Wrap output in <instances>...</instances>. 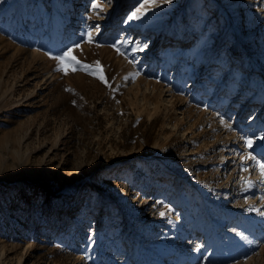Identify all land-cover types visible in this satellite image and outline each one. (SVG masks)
I'll return each instance as SVG.
<instances>
[{"label":"rangeland","instance_id":"1","mask_svg":"<svg viewBox=\"0 0 264 264\" xmlns=\"http://www.w3.org/2000/svg\"><path fill=\"white\" fill-rule=\"evenodd\" d=\"M142 3L0 0V264H264V179L236 209L225 196L242 139L264 137V0H159L130 20ZM43 12L69 40L88 15L73 55L107 84L58 70L50 50L69 46H44ZM196 26L207 66L196 42L188 61L169 45Z\"/></svg>","mask_w":264,"mask_h":264},{"label":"bare ground","instance_id":"2","mask_svg":"<svg viewBox=\"0 0 264 264\" xmlns=\"http://www.w3.org/2000/svg\"><path fill=\"white\" fill-rule=\"evenodd\" d=\"M88 0H80V6H78L76 9H78V11L79 10H82L83 8H87L88 7ZM39 5L41 4V2H39L38 3ZM73 4V0H67V5H72ZM66 7V6H65ZM94 7V6H93ZM45 15H46V19H45V22H47V25H48V29L50 28V30H53L52 32H49V33H45V34H41V32H40V36L41 37H43V35H44V41L45 42H43V44H44V46H45V43L47 42V40H49V36H50V38L51 37H53L54 36V34L56 33V35L57 36H59V37H61V41H59L58 43H59V45L61 46V47H68L69 46V48H72L73 49V47L74 48H77L76 46L77 45H80V47L79 48H77V49H84V48H86V49H88L89 47H90V43L88 42V34L90 33H92V32H90L91 30H90V27H89V19H88V15H85L84 13H79V14H77L76 15V17H78L77 19H76V22H81L80 24H81V26H80V28H79V30H77V35L76 36H74L72 39H68L67 38V35L65 34V29H64V21H61L60 20V18L59 17H62L60 14V16L59 15H57L56 16V21H58L57 23H55V25L53 24V21L51 20V17L49 16L50 14L47 12H43ZM83 14V15H82ZM71 17V15L70 16H67L66 18H67V20H69V19H71L70 18ZM91 23V22H90ZM47 25L45 26V27H47ZM199 27H194V28H192L189 32H187V33H184V34H182V35H176L175 33H171L170 34V42H169V45L170 44H173V45H175L178 41H180V42H178V45L180 46L179 48H176V47H174V48H172V51L174 52V55L176 56V57H179V59L181 60V59H184V60H186V61H188L187 60V58H192L193 57V54H192V52L191 51H189V50H187L188 49V47L191 45V44H193V43H195L196 42V45H197V47H198V54H196V56H194V62H196V63H201V61H202V59L205 57V66H207L208 65V63L209 62H211L210 60H213L214 61V59H213V54H212V52L213 51H210V50H208L207 49V47L209 46V42H208V40L209 39H207V38H203L202 36V32H200L199 31V29H198ZM54 31H55V33H54ZM92 35V34H91ZM169 35V34H168ZM201 35V36H200ZM125 38V34L123 33L122 34V38ZM128 37V36H127ZM56 38V37H55ZM122 38L120 39V40H118V42H117V40H116V43H117V45L116 46H119L118 44H120V43H122V42H127V41H125V40H122ZM126 39V38H125ZM200 39V40H199ZM201 39H204L202 42H201ZM130 41V40H129ZM174 41H176V42H174ZM198 41V42H197ZM115 43V44H116ZM129 44V43H128ZM122 45V44H121ZM127 45V44H126ZM219 45L220 44H218L217 46L219 47ZM52 46H53V43H52ZM130 46V45H129ZM132 46V45H131ZM134 46V45H133ZM122 47V46H121ZM57 49V48H56ZM60 49H62V48H60ZM122 49V48H121ZM170 49V48H169ZM168 49V50H169ZM119 50V49H118ZM123 50V49H122ZM51 51V56H50V60L51 61H53V62H56L57 60L55 59V57H58V56H60L62 53H64V50H61V51H57V52H54V49H52V50H50ZM121 51V50H120ZM75 52H76V50H75ZM125 52V51H124ZM172 52V53H173ZM194 53H197V51L196 52H194ZM214 53V52H213ZM58 54V55H57ZM126 54V53H125ZM49 56V55H48ZM169 56V55H168ZM47 58V57H46ZM48 59H49V57H48ZM212 61V62H213ZM233 61V60H232ZM179 62V61H178ZM212 62H211V64H212ZM215 62V61H214ZM217 62V61H216ZM191 65V64H190ZM190 67H192V66H190ZM186 68V69H185ZM184 69L185 70H183V71H188L189 70V68H187V67H185ZM190 75L191 76H193V75H195L194 74V70H191L190 71ZM245 78H248V75H245ZM195 80H193V82H194ZM194 83H196V82H194ZM251 83H253V80H252V82ZM252 87V84H250V88ZM169 89V88H168ZM247 92V91H246ZM245 91H244V94L246 93ZM260 96V95H259ZM235 99V97H233L232 98V101L231 102H233V100ZM250 101V102H249ZM252 101H256L253 97H252V95H249L248 97H247V100H246V102H244V105H243V107L244 106H246V104H247V102H249V104H248V107H250V105L252 104L251 102ZM230 102V103H231ZM247 110V109H246ZM249 110V109H248ZM256 118V117H255ZM254 118V120H258L259 118H257V119H255ZM260 123V122H259ZM262 125V124H261ZM256 127V126H255ZM257 127H259V126H257ZM259 129V128H258ZM251 132V131H250ZM253 132V131H252ZM253 134V133H252ZM251 134V135H252ZM258 136V135H257ZM261 136V135H260ZM243 140V141H242ZM241 141L244 143V144H241V150L243 151V149H242V147H246V149H244V152L245 153H241L242 154V162H241V167H242V171L240 172V174L237 176V177H235V181H236V183H235V185H234V190H233V187L232 188H230V190L226 193V200L228 199V200H230V199H232V201H234V204L232 205V208H235V203L237 202V200H239V198L241 197V194H242V186L244 185V187H247V188H256L258 185L257 184H255L256 183V181L260 178V177H262V180L264 179V176H262L261 175V173H260V169L258 168V166H257V164L258 163H261L262 161L260 160V158L258 159V157L257 156H259V155H263V152H264V144H263V142H261L262 141V139H261V137H257V138H253V137H251L250 135L248 136V137H246V138H243ZM248 140H251L252 141V146L251 147H248V145H247V141ZM241 156V155H240ZM249 156H252V157H255V160H252V159H248V157ZM227 159H229V156L228 157H226V160ZM245 160H249L250 162H252L253 164L252 165H254L255 167H256V170H255V173L253 174V178H251L252 177V172L250 171L251 169V167L250 168H246V166H244V164H246V162H244ZM255 169V168H254ZM258 177V178H257ZM251 179H253V180H251ZM159 181H160V179H158V182H157V184L159 183ZM259 182V181H258ZM261 183V182H260ZM156 184V185H157ZM259 184V183H258ZM257 185V186H256ZM243 187V188H244ZM260 187V186H259ZM232 190L234 191V192H232ZM264 192V191H263ZM262 192V193H263ZM255 194V192H254V190L253 191H249L245 196H244V198H243V202L246 204H248V203H250V202H252L253 201V196L252 195H254ZM227 200V201H228ZM246 204V205H247ZM231 206V205H230ZM109 208H111V207H108V209ZM224 208V207H223ZM236 209V208H235ZM186 211H188V210H186ZM211 213V212H210ZM222 213V212H221ZM220 213V214H221ZM240 213V212H239ZM178 214V213H177ZM208 214H209V212H208ZM247 214V213H246ZM245 214V215H246ZM210 215V214H209ZM222 215V214H221ZM232 215V214H231ZM245 215H244V217H245ZM248 215V214H247ZM247 215H246V217H247ZM225 216V215H224ZM236 216V215H235ZM250 216V215H249ZM247 219V218H246ZM214 221V220H213ZM220 221V220H219ZM219 221H218V223H219ZM245 221V220H244ZM247 221V220H246ZM222 222V221H221ZM221 224V223H220ZM226 224V223H225ZM239 223H237V224H235V225H233V226H231L229 229H228V231L229 232H231V233H233L234 231H238L239 230V228H237V225H238ZM217 226H218V224H217ZM239 231H241V230H239ZM205 232V231H204ZM113 233V232H112ZM111 233V234H112ZM228 233V232H227ZM235 233V232H234ZM237 233V232H236ZM228 234H230V233H228ZM234 236H235V234H233ZM232 235V236H233ZM237 235H239V234H237ZM236 235V236H237ZM229 236H231V234L229 235ZM233 236V237H234ZM235 236V237H236ZM112 237H114V235H112ZM232 237V238H233ZM118 240V239H117ZM66 241L67 240H63V241H60V245H66ZM183 241V240H182ZM118 242V241H117ZM122 242V241H121ZM195 242V241H194ZM161 243V242H160ZM199 244V243H198ZM198 244H197V246H198ZM115 245V244H114ZM118 245V244H117ZM82 247V246H81ZM84 247V246H83ZM82 247V248H83ZM189 247V246H188ZM195 247V246H194ZM201 247V246H200ZM57 248H58V246H57ZM113 248V247H112ZM192 248V247H191ZM130 252V251H129ZM128 252V253H129ZM132 255V253L130 252V256ZM88 260V259H87ZM86 260V261H87ZM88 262V261H87ZM123 263V262H122Z\"/></svg>","mask_w":264,"mask_h":264},{"label":"snow or ice","instance_id":"3","mask_svg":"<svg viewBox=\"0 0 264 264\" xmlns=\"http://www.w3.org/2000/svg\"><path fill=\"white\" fill-rule=\"evenodd\" d=\"M167 2H171V0H167ZM159 3V0H143V3L136 9V11H134L131 16L129 17L130 20H136L139 19L141 17L142 14L146 15V8H151L156 6ZM95 7L99 8L100 6L97 4ZM102 10V9H101ZM88 42L91 43V34H88ZM138 47H140L139 45H137ZM77 48L80 47V45L76 46ZM143 50V49H141ZM74 49L69 48L67 51H65L64 53H62L60 56L55 57V59H57L61 65V67L58 69L59 71H62L65 75H68L69 71L75 72L80 70V68H83L86 72H88V74L90 75H96L97 72L100 73V75L97 77L98 79H100L101 81H103L104 83L107 84V80L105 79V77L103 76V70L102 67L99 65V62L96 63L95 65V69L93 70V66L92 65H84L82 64L81 61H79L75 55H73ZM66 61L68 63H66ZM73 65H79L80 67H74ZM109 87H111V85H108ZM261 139H264V137H261ZM247 145L248 147L252 146V141L248 140L247 141ZM248 159H252L255 160V157L249 156ZM257 166L260 169V173L262 176H264V163H258Z\"/></svg>","mask_w":264,"mask_h":264}]
</instances>
